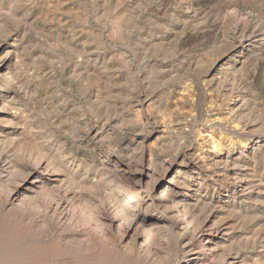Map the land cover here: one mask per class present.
Wrapping results in <instances>:
<instances>
[{
  "label": "rangeland",
  "instance_id": "obj_1",
  "mask_svg": "<svg viewBox=\"0 0 264 264\" xmlns=\"http://www.w3.org/2000/svg\"><path fill=\"white\" fill-rule=\"evenodd\" d=\"M0 46L38 79L19 95L45 144L102 178L112 145L173 166L200 183V213L229 226L230 252L263 250L264 0H0ZM217 140L234 148L226 164L207 160ZM191 157L204 178L178 172Z\"/></svg>",
  "mask_w": 264,
  "mask_h": 264
},
{
  "label": "bare ground",
  "instance_id": "obj_2",
  "mask_svg": "<svg viewBox=\"0 0 264 264\" xmlns=\"http://www.w3.org/2000/svg\"><path fill=\"white\" fill-rule=\"evenodd\" d=\"M3 49L0 264H264V247L250 259L230 252L229 226L200 213V183L174 181L175 167L158 174L148 163L134 165L112 145L107 150L109 176L102 178L81 160L45 144L26 121L19 95L28 96V85L37 87L38 79L20 72L10 54L1 56ZM97 94L104 99L102 89ZM231 101L229 97L228 111L236 105ZM116 120L122 123L125 117L117 114ZM243 126L242 131L247 129ZM89 133L100 135L94 129ZM222 144L217 140L215 154L208 155L211 164L227 163L234 148ZM244 147L239 145L237 153ZM200 161L191 157L177 171L204 178Z\"/></svg>",
  "mask_w": 264,
  "mask_h": 264
}]
</instances>
